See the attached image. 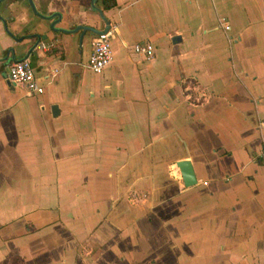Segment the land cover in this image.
<instances>
[{
    "label": "crops",
    "instance_id": "0c3cea01",
    "mask_svg": "<svg viewBox=\"0 0 264 264\" xmlns=\"http://www.w3.org/2000/svg\"><path fill=\"white\" fill-rule=\"evenodd\" d=\"M90 2L0 0V264H264V0H94L97 75L60 32L101 30ZM25 57L40 95L7 81Z\"/></svg>",
    "mask_w": 264,
    "mask_h": 264
},
{
    "label": "built area",
    "instance_id": "2783aa9c",
    "mask_svg": "<svg viewBox=\"0 0 264 264\" xmlns=\"http://www.w3.org/2000/svg\"><path fill=\"white\" fill-rule=\"evenodd\" d=\"M218 25L222 31H229L225 19L220 18ZM104 28V27H103ZM92 36L90 40V53L86 60V68L92 74H100L111 61V47L110 39L115 32V27L108 24L106 32ZM37 49H43L44 46L40 42L36 45ZM131 51L142 57L143 59H149L152 55V48L148 43H136L131 46ZM55 73V72H54ZM54 73L49 76V80L53 77ZM7 81L14 86L22 88L26 96H36L43 92V84L39 78L36 77L32 66L28 59L12 61L6 69ZM260 157L264 161V146L261 149Z\"/></svg>",
    "mask_w": 264,
    "mask_h": 264
},
{
    "label": "water",
    "instance_id": "95a60500",
    "mask_svg": "<svg viewBox=\"0 0 264 264\" xmlns=\"http://www.w3.org/2000/svg\"><path fill=\"white\" fill-rule=\"evenodd\" d=\"M93 1H94V0H91V2H90L91 9L97 13L99 19L102 21L103 26H104L102 32L104 33V32H106L107 29H108V22L105 20V18H104L103 15L101 14L100 10L97 9V8H95V7L93 6ZM27 3H28V5H29L30 9L33 11V13H34L37 17H39L40 19H43V20H51V19H52L53 15H52L51 17H49V16H43V15H40V14H38L37 12H35V10H34V8H33V6H32L31 0H27ZM56 16L58 17L57 14H56ZM56 22H57L56 20H54V21L52 20V21L49 23L48 29H49L50 32H57V31H58V29H55V27H54V25H55ZM60 32H63V33H65V34H74V33L80 32V34H79V36H78V41H79V42L82 40V37H83V35H84L85 33H88V34L91 35V36H94V35H97V34L101 33V32L98 31V30H95V29H93V28L86 27V26H81V25H78V26L74 27V29H72L71 31H64V30H62V31H60ZM43 38H44V37H43ZM175 40H176V39H175ZM39 42H40V40H39L38 38L35 39V40L31 43V45H30L28 51L31 52V51L36 47V45H37ZM172 42H174V39L172 40ZM26 57H27V56H26ZM26 57L23 58V59H21V60H25V59H27ZM54 111H55V113H56V107H55V106H52V107H51V113L53 114ZM175 166H176V168L178 169V172H179V175H180V178H181V181H182V185H183L184 187H186V188H187V187H191V186H193V185L195 184L196 181H195V178H194V175H193V172H192V168H191L190 162H188V161H180V162L175 163Z\"/></svg>",
    "mask_w": 264,
    "mask_h": 264
},
{
    "label": "rangeland",
    "instance_id": "374dc122",
    "mask_svg": "<svg viewBox=\"0 0 264 264\" xmlns=\"http://www.w3.org/2000/svg\"><path fill=\"white\" fill-rule=\"evenodd\" d=\"M183 5L189 6L188 0H186V2ZM85 36L88 37L89 34H86ZM168 170H169L168 171V173H169L171 169H168ZM10 261H11L10 264H24V261L20 258H14V259L12 258Z\"/></svg>",
    "mask_w": 264,
    "mask_h": 264
},
{
    "label": "flooded vegetation",
    "instance_id": "af4514ba",
    "mask_svg": "<svg viewBox=\"0 0 264 264\" xmlns=\"http://www.w3.org/2000/svg\"><path fill=\"white\" fill-rule=\"evenodd\" d=\"M101 3H103V2H106V1H110V0H99Z\"/></svg>",
    "mask_w": 264,
    "mask_h": 264
}]
</instances>
